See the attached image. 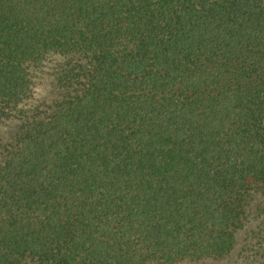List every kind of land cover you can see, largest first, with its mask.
I'll use <instances>...</instances> for the list:
<instances>
[{
	"label": "trees",
	"instance_id": "16d2710c",
	"mask_svg": "<svg viewBox=\"0 0 264 264\" xmlns=\"http://www.w3.org/2000/svg\"><path fill=\"white\" fill-rule=\"evenodd\" d=\"M264 264V0H0V264Z\"/></svg>",
	"mask_w": 264,
	"mask_h": 264
},
{
	"label": "rangeland",
	"instance_id": "374dc122",
	"mask_svg": "<svg viewBox=\"0 0 264 264\" xmlns=\"http://www.w3.org/2000/svg\"><path fill=\"white\" fill-rule=\"evenodd\" d=\"M180 264H240L236 263V261L231 258V259H223V260H210V261H205V262H199V263H195V262H183Z\"/></svg>",
	"mask_w": 264,
	"mask_h": 264
}]
</instances>
